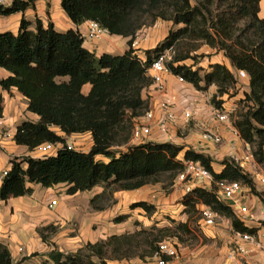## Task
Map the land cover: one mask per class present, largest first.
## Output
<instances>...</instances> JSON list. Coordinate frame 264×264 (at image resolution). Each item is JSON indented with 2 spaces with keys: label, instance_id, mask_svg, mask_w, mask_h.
<instances>
[{
  "label": "trees",
  "instance_id": "trees-1",
  "mask_svg": "<svg viewBox=\"0 0 264 264\" xmlns=\"http://www.w3.org/2000/svg\"><path fill=\"white\" fill-rule=\"evenodd\" d=\"M259 2L60 0L61 8L74 24L95 21L110 34L128 37V49L119 55H96L83 46V38L77 30L58 32L51 23L44 27L39 19L33 29L29 28V22L21 19L16 33L1 32L0 67L10 75L0 80V85L3 89L16 87L28 99L27 109L40 117L37 122H21L14 141L30 149L44 142L61 143L62 146L54 155L44 158H12L0 185V199L29 193L28 182L42 186L64 182L69 194L102 184V193L91 200L92 206L99 208L94 203L96 198H110L116 190L156 183L160 174L171 172L169 180L174 182L183 170L182 159H192L206 167L214 180H236L248 186L264 205V193L256 192L250 174L232 158L223 159V169L215 172L210 156L168 141H147L129 145L124 151L114 150L116 144L127 142L132 115L136 111L140 115L147 108V101L141 96L142 90L151 84L147 67L166 49L173 51L166 62L172 74L180 75L200 91L214 84L217 91L213 99L228 93L229 85L235 84L236 78L224 64H209L200 74V68L183 63L188 58H198L191 52L198 48L196 43L202 42L221 50L235 70H243L249 77L248 92L242 100L246 108L236 112L231 123L241 139L251 146L254 160L264 168V18L259 16ZM29 5L30 0H12L9 6L0 7V15L24 11ZM158 18L172 21L178 27L170 30L154 48L146 50L142 60L134 53L132 40L147 19L153 22ZM84 84L90 85L87 93L82 92ZM221 103L219 99L217 104H211L221 107ZM128 111H131L129 116ZM128 120H131L129 127ZM86 131L92 137L87 152L67 146L66 136ZM97 155L108 161L96 158ZM188 197L194 200L189 201ZM198 203L229 218L236 232L255 233V228L245 226L228 205L217 199L213 189L194 187L183 197L187 211L188 207L197 211ZM129 207H140L148 215L155 210L145 201L133 202ZM126 217L121 214L113 221L120 222ZM186 224L187 221L179 225L185 227ZM168 230L164 227L154 233L142 228L112 234L104 240L87 242L74 252L51 251L48 257L52 264H107L108 259L151 258ZM0 264H19L12 260L9 250L1 243ZM41 264L50 263L43 261Z\"/></svg>",
  "mask_w": 264,
  "mask_h": 264
},
{
  "label": "crops",
  "instance_id": "crops-1",
  "mask_svg": "<svg viewBox=\"0 0 264 264\" xmlns=\"http://www.w3.org/2000/svg\"><path fill=\"white\" fill-rule=\"evenodd\" d=\"M259 8V16L264 18V0H260ZM21 19L29 22L30 29L35 27V21L39 19L44 27L51 23L58 32H65L68 29L77 30L83 38V46L96 55L102 53L119 55L128 49V37L121 35L106 32L96 40L85 39L83 36L88 30L89 20L74 24L61 8L60 0H30V5L24 11L10 15H0V33L5 31L16 33ZM162 25V23H156L154 27L141 28L137 32L136 55L142 60L145 59V51L154 48L165 37V35L160 34V36L158 34L159 27ZM201 51L210 54L209 57H206L205 63L202 61L203 65L224 64L234 73L236 83L242 84L241 89L235 95L223 94L218 97L222 100L221 106L228 112V121L219 122L214 120L212 116L214 105L210 103L208 98L210 94L215 93L216 87L214 85L208 93H200L190 83H179L173 75L164 74V93L157 91L152 84L145 87L141 93L142 98L146 99L148 107L155 110L148 141L165 142L169 136L171 143L210 156L212 159L211 165L215 172H220L223 169V159L232 158L238 160L243 171L251 176L259 168V164L251 156L250 146L247 144V148L246 143L233 133L234 126L229 118V113L237 105L236 102L244 97L245 92H248L249 77L246 74V76L240 78L237 73L238 70L232 69L229 59L224 56L222 51H216L209 45H204ZM9 75L10 73L6 69L0 67V80ZM89 88V84H84L82 92L87 93ZM185 96L194 99L195 106L200 110L199 119L187 124L183 123L181 118ZM0 97V118L3 121L0 125L1 185L3 179L1 171L10 168L12 158L22 156L44 157H39L36 147L30 149L27 145L17 144L14 141V134L21 122L25 120L37 122L40 119L39 115L27 109L28 99L16 87L3 89L1 85ZM226 97H229L228 100H226ZM162 99H169L174 102L176 114L175 121L168 122L165 128H160L155 124L158 114L156 108ZM1 130L6 131V135H2ZM205 131L216 133L221 137V141L216 143L204 139L203 133ZM57 132L63 135L61 131L57 130ZM66 142L71 143L76 150L87 152L91 148L92 137L88 131L72 133L66 136ZM60 147L58 146L57 149ZM55 153L52 152L51 155ZM116 153L118 154V152ZM96 158L108 161V158L102 155H97ZM154 184H145L136 189L113 191L110 196V203H102L103 198L98 197L94 203L99 208H94L91 200L102 193L104 189L102 184L96 185L90 190L69 194L66 191L68 185L64 182L51 186L28 182L26 186L30 189L29 193L9 197L6 200L0 199V243L7 247L14 262L19 264H41L43 261H48L52 264L48 257V253L51 251L74 252L87 242L94 243L104 240L112 234L140 230L141 227L133 222L137 220L142 224L143 216L138 215V218L133 216V212L130 211L131 208L129 207L133 202L145 201L152 204L155 208L154 214L159 215L160 213L161 216L165 213V208L168 210L169 204L174 198L179 200L176 205L180 209H184L183 197L185 193L178 182H173V190L167 194L158 185ZM193 186L201 187L197 182L193 183ZM204 189L210 190L208 187ZM52 200H55V203L52 204ZM242 202L246 204L248 212L243 215L234 213V215L245 226L256 229L252 235L253 240L245 243L248 253L238 254L231 251L241 233L232 228L229 218L217 214L213 222L207 224L200 217L198 221L202 226L205 225L204 232L209 237L219 240L220 251L225 256L221 255L219 257L215 253L214 255L211 253L205 256L199 264H264V251L260 249V245H264V206L261 199L253 194L246 185H244ZM196 206L199 211L206 207L201 203ZM144 213L146 214L145 211ZM121 214H126L127 217L123 221L114 222L113 218ZM156 220H160L159 216ZM144 227L145 223H143L142 228ZM183 262H181L180 256L177 255V258L171 264H184ZM106 263L155 264V259L154 256L145 259L133 256L108 259Z\"/></svg>",
  "mask_w": 264,
  "mask_h": 264
},
{
  "label": "built area",
  "instance_id": "built-area-1",
  "mask_svg": "<svg viewBox=\"0 0 264 264\" xmlns=\"http://www.w3.org/2000/svg\"><path fill=\"white\" fill-rule=\"evenodd\" d=\"M12 0H0V7H6L11 4ZM107 31L101 27L95 21H89V26L84 38L88 40H96L102 34ZM138 45L137 33L132 40L131 47L136 54V46ZM173 51L171 48L166 49L163 53L154 58L149 66L147 67V75L151 78V84L154 88L164 93L165 92V81L163 78L164 74L173 75L179 83H185L186 81L180 75H174L166 66V62L171 59ZM239 77L246 76V72L243 70L237 71ZM188 83V82H187ZM183 108L181 111V118L183 123L187 124L191 121H197L200 117V110L195 106V100L185 96L183 99ZM158 114L155 124L160 128H165L168 122H173L176 119V114L174 111V102L169 99H162L156 108ZM155 110L148 107L144 110L141 117L133 123L131 127L130 141L135 142L134 144H141L147 142L152 130V122L154 120ZM212 116L214 120L219 122L228 121V112L221 107L212 108ZM3 121L0 118V125ZM233 133L240 137L236 128L233 129ZM2 135H6V131L1 130ZM203 138L206 140H212L213 142L219 143L221 137L212 131H205L203 133ZM241 138V137H240ZM171 138L168 136L166 141L170 142ZM62 146L61 143H50L44 142L36 146L39 157H47L51 153L57 151V147ZM69 148L73 147L71 143L67 142ZM248 148V145L246 143ZM252 156V155H251ZM238 164L239 161L235 160ZM183 170L176 176L175 180L179 184H182L184 193L190 192L194 186L193 183H200L201 187L205 188L210 186L207 183L213 182L215 195L218 200L224 202L228 205L232 212L235 214H246L248 208L246 204L242 202V197L244 196V185L240 181L227 180V179H217L214 180L211 172L204 167L199 161L192 159H182ZM240 166V165H239ZM241 167V166H240ZM8 169L1 171V176L7 174ZM254 183L257 184L259 190L264 193V172L256 171L251 175ZM55 200H52V204ZM201 218L205 220L207 224L213 222L214 217L217 216L216 213L210 211L208 207H204L201 211ZM253 240V236L249 234H240L239 239L235 242L234 247L231 249L233 253L247 254L248 249L245 246L246 242ZM260 249L264 251V245H260ZM177 249L173 242L168 239H163L158 242L156 251L154 252L155 264H171L177 258Z\"/></svg>",
  "mask_w": 264,
  "mask_h": 264
},
{
  "label": "rangeland",
  "instance_id": "rangeland-1",
  "mask_svg": "<svg viewBox=\"0 0 264 264\" xmlns=\"http://www.w3.org/2000/svg\"><path fill=\"white\" fill-rule=\"evenodd\" d=\"M156 23H162L163 25L160 26L158 34L160 35H167L170 30L176 29L178 26L173 24L172 21L169 20H163V19H156L153 22L150 19H147L146 24L142 26L141 28H146L149 29V27H154ZM165 24V25H164ZM169 26V27H168ZM169 28V29H168ZM160 35V36H161ZM199 44L198 48L191 52L192 54H196L198 58H188L183 61V63L191 65L194 69L200 68V74H203L205 70H207L208 66L203 65L202 61L204 63L206 62V57H209L210 54L204 53L201 51L202 47L204 45H208L207 43H196ZM211 47V46H210ZM214 48L216 51H221L217 50V48ZM230 62V61H229ZM202 63V65H200ZM232 69H234L232 67ZM235 70V69H234ZM243 78V77H240ZM214 84L209 85L206 87L204 90H197L200 93H208L210 88L212 89ZM215 86V85H214ZM242 84L241 83H236L229 85L228 87V93H226L228 96L235 95L236 92L241 89ZM216 87V86H215ZM217 91V87L215 90V93ZM210 94L208 100L210 103H215L217 104V101L219 100V96L215 99H213V95L215 94ZM229 97H226V100H228ZM244 97H242L240 100H238L236 107L234 108L233 111L229 113V118L232 119V116L236 115V112L238 111H243L245 110L246 107H244V102L242 101ZM213 99V100H212ZM221 105V104H220ZM139 112L136 111L135 115H132V125L135 123L136 120H138L139 117L142 116V112H140V115H137ZM131 115V111H128V116ZM235 118V117H234ZM131 120L128 122L126 121V125L129 127V123ZM131 126V125H130ZM135 143V142H134ZM133 142L130 141V136L128 137L127 142H122L120 144H116L114 146V150L116 151H124L129 145H133ZM175 144V143H173ZM178 145V144H175ZM181 146V145H179ZM251 148V146H250ZM182 153H180L179 157L181 158ZM257 171L264 172L263 166L259 164V168ZM171 175V172H166L163 174H160L158 176V182H156L154 185H158L166 194L169 193L171 190H173V182L170 183L169 176ZM196 183V182H194ZM153 184V183H152ZM200 184V183H197ZM207 185L210 186L211 189H214V183L210 182L207 183ZM179 186H182L180 183ZM197 187V186H195ZM182 189V188H181ZM254 189L256 192H261L257 185L254 183ZM189 201L194 200V197H188ZM102 203L109 202L110 203V198H103L101 201ZM179 202L177 199H173L171 203L169 204L168 210L165 208V213L161 216L160 213L159 215L154 214V212L150 215H147L144 213V210L142 208H135L131 209L130 211L133 212V216L135 218H138V215L143 216V223H145V227L143 229L146 230H153L154 233H157L158 230L167 227L169 230L167 231L166 236H164L162 239H168L171 242H173L176 246L178 255L180 256L181 262L184 264H199L203 261V258L211 253H214L221 257V255L225 256L223 252L220 251V242L217 238H212L209 237L205 232H204V227L205 225H201L200 221L198 219L200 218V211L197 210L195 211L192 207H188L189 211L187 209H180L176 204ZM189 206V205H188ZM264 206V205H263ZM142 211V212H140ZM157 216H159L160 220H156ZM186 226H181L179 224L186 222ZM198 221V222H197ZM134 224L137 226L141 227L142 229L143 223L141 224L139 221H134ZM136 231V230H135ZM127 232V231H126ZM134 232V231H133ZM161 239V240H162Z\"/></svg>",
  "mask_w": 264,
  "mask_h": 264
}]
</instances>
